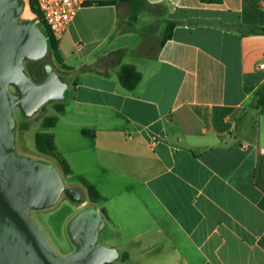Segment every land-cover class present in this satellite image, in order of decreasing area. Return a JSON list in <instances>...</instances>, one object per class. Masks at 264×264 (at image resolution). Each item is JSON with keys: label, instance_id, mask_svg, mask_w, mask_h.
<instances>
[{"label": "crops", "instance_id": "0c3cea01", "mask_svg": "<svg viewBox=\"0 0 264 264\" xmlns=\"http://www.w3.org/2000/svg\"><path fill=\"white\" fill-rule=\"evenodd\" d=\"M82 1L48 133L97 192L104 245L135 264H264V0Z\"/></svg>", "mask_w": 264, "mask_h": 264}, {"label": "water", "instance_id": "95a60500", "mask_svg": "<svg viewBox=\"0 0 264 264\" xmlns=\"http://www.w3.org/2000/svg\"><path fill=\"white\" fill-rule=\"evenodd\" d=\"M27 8V0H0V264H111L119 254L99 243L105 221L94 206L68 220L67 254L54 249L31 215L52 208L62 196L79 205L85 201L81 189L64 184L55 165L16 150V112L31 119L45 104L70 97L68 82L51 63L42 65L38 82L26 72V63L48 53L38 22L23 16Z\"/></svg>", "mask_w": 264, "mask_h": 264}, {"label": "rangeland", "instance_id": "374dc122", "mask_svg": "<svg viewBox=\"0 0 264 264\" xmlns=\"http://www.w3.org/2000/svg\"><path fill=\"white\" fill-rule=\"evenodd\" d=\"M26 10L29 11V20H34L33 14L30 12L29 8H27ZM38 62H31L25 64L26 72L29 74V76L34 82H38L41 79V78L38 79L36 76L33 75V67H34L33 65ZM55 68L58 73H61L57 67ZM63 77H65V80L68 82L69 90L71 92L72 86L70 85L68 78L65 75ZM64 102L65 101L49 102L45 104L40 109L39 113L31 119L24 118L18 112L15 113V119L17 122V129L15 136L16 150L29 157L43 159L45 161L52 163L59 170L62 180L66 186L77 187L82 191V197L85 202L81 205L74 203L68 200L67 198H65L64 196H62L55 204V206H53L52 208L31 212L33 219L42 228V230L44 231L45 235L49 239L54 249L60 254H67L72 250V246L65 232V227L68 220L72 216H74L80 208L86 205L94 206L98 210V205L92 203L86 191V188L78 182L77 178L64 175L59 164L57 163L55 157L52 154L50 155L42 154L35 147V134L42 132L44 133L51 132V130L44 128L45 123L47 122V119L49 117L56 118L57 112L54 106L56 104H60ZM105 230H106V225L99 233V238H98L99 243L104 244L105 242L103 238ZM111 264H135V263L133 261L132 262L122 261L121 253H119L118 259L112 262Z\"/></svg>", "mask_w": 264, "mask_h": 264}, {"label": "trees", "instance_id": "16d2710c", "mask_svg": "<svg viewBox=\"0 0 264 264\" xmlns=\"http://www.w3.org/2000/svg\"><path fill=\"white\" fill-rule=\"evenodd\" d=\"M206 1L210 2L212 0H206ZM108 4H113V2H108ZM27 5L31 13L35 15L36 19L34 20L38 21V27L43 32V34L45 35L47 39V49H48L47 56L40 62L35 63L33 65L34 66L33 75L36 76L38 79H40L42 77V70H41L42 65L47 62L57 67L58 70L68 78L66 71H64V67H62L61 65V59L58 54L57 41L52 36L46 24L42 21L41 19L42 16L38 9L36 0H27ZM135 14H136V11H133L131 15V20L135 18ZM253 31L256 32L257 34L264 35V28L254 27ZM171 32H172V25H168L163 35L162 42H165L171 37ZM113 55L120 58L121 52L117 51L113 53ZM118 78H119V82L121 86L124 89L130 91V90L135 89V87L141 81V74L136 70V68L133 65L124 64L120 66V69L118 72ZM253 107L256 109H260L264 113V85L256 91L254 95ZM54 108L57 113H61L63 110L61 103L56 104ZM54 125H55V118L49 117L47 119V122L45 123L44 128L52 129ZM35 147L42 154H46V155L52 154L55 157L64 175L70 174V170L67 164L61 160V158L56 152V148L54 145V138H53L52 133H48V132L47 133H44V132L36 133L35 134ZM85 188H86V191L92 203L96 202V200H98L99 198L97 192L91 186L87 185Z\"/></svg>", "mask_w": 264, "mask_h": 264}, {"label": "built area", "instance_id": "2783aa9c", "mask_svg": "<svg viewBox=\"0 0 264 264\" xmlns=\"http://www.w3.org/2000/svg\"><path fill=\"white\" fill-rule=\"evenodd\" d=\"M41 19L50 30L52 36L58 41L68 29L77 11L83 4L82 0H36ZM36 19V17H35ZM37 21V20H36ZM38 22V21H37ZM264 68V64L259 66ZM156 144L157 140L152 139Z\"/></svg>", "mask_w": 264, "mask_h": 264}, {"label": "bare ground", "instance_id": "6f19581e", "mask_svg": "<svg viewBox=\"0 0 264 264\" xmlns=\"http://www.w3.org/2000/svg\"><path fill=\"white\" fill-rule=\"evenodd\" d=\"M23 16L29 18V11L26 10V11L23 13Z\"/></svg>", "mask_w": 264, "mask_h": 264}]
</instances>
